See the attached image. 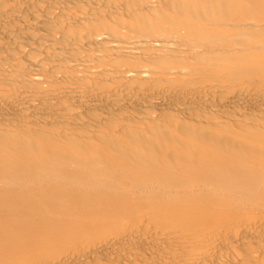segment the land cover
<instances>
[{
  "label": "bare ground",
  "instance_id": "bare-ground-1",
  "mask_svg": "<svg viewBox=\"0 0 264 264\" xmlns=\"http://www.w3.org/2000/svg\"><path fill=\"white\" fill-rule=\"evenodd\" d=\"M0 264H264V0H0Z\"/></svg>",
  "mask_w": 264,
  "mask_h": 264
}]
</instances>
